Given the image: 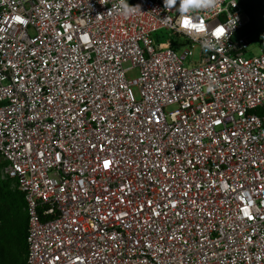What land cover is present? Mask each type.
Listing matches in <instances>:
<instances>
[{
	"label": "built area",
	"instance_id": "obj_1",
	"mask_svg": "<svg viewBox=\"0 0 264 264\" xmlns=\"http://www.w3.org/2000/svg\"><path fill=\"white\" fill-rule=\"evenodd\" d=\"M127 2L140 11L0 0V174L25 201L21 264H264V54L248 52L249 16L238 0L201 13L231 29L205 52L163 0ZM163 29L189 46L157 48Z\"/></svg>",
	"mask_w": 264,
	"mask_h": 264
},
{
	"label": "trees",
	"instance_id": "obj_2",
	"mask_svg": "<svg viewBox=\"0 0 264 264\" xmlns=\"http://www.w3.org/2000/svg\"><path fill=\"white\" fill-rule=\"evenodd\" d=\"M238 1L249 16L241 33L249 35L264 54V0ZM10 179L0 174V264H21L27 252V215L23 194Z\"/></svg>",
	"mask_w": 264,
	"mask_h": 264
},
{
	"label": "clouds",
	"instance_id": "obj_3",
	"mask_svg": "<svg viewBox=\"0 0 264 264\" xmlns=\"http://www.w3.org/2000/svg\"><path fill=\"white\" fill-rule=\"evenodd\" d=\"M222 0H163L167 9H175L178 13V27L186 35L200 40L201 49L205 52L214 51L216 44L223 39L228 40L231 29L228 32L222 27H216L212 32L208 23L202 18L201 13L218 12V6ZM140 11L137 6H130L127 0H121L119 13L125 17ZM215 41V42H214ZM208 91H212L209 86ZM244 195H247L246 193Z\"/></svg>",
	"mask_w": 264,
	"mask_h": 264
},
{
	"label": "rangeland",
	"instance_id": "obj_4",
	"mask_svg": "<svg viewBox=\"0 0 264 264\" xmlns=\"http://www.w3.org/2000/svg\"><path fill=\"white\" fill-rule=\"evenodd\" d=\"M156 36L160 42V43H158L159 45L157 44V46H156L157 48L167 46V43L165 41H168V40H169V42L171 41V42H177V43L181 44V47L182 46H185V47L189 46L188 43L184 40V38L180 34H176L170 30H165V29L160 30L156 33L155 37ZM162 42H165V43H162ZM193 51H194V60L196 61L198 59L199 45L195 44V46L193 47ZM248 52L256 54L258 52V49L252 43L248 48ZM186 62H188V61H186ZM135 72L136 71H132L131 73L134 74ZM133 91H134V94L137 96V91L135 88H133ZM0 169H1V167H0ZM13 181H14L13 179H10V182H13Z\"/></svg>",
	"mask_w": 264,
	"mask_h": 264
},
{
	"label": "snow or ice",
	"instance_id": "obj_5",
	"mask_svg": "<svg viewBox=\"0 0 264 264\" xmlns=\"http://www.w3.org/2000/svg\"><path fill=\"white\" fill-rule=\"evenodd\" d=\"M17 19H18V18H17ZM104 166H105V168L109 167V162H108V161H105V162H104Z\"/></svg>",
	"mask_w": 264,
	"mask_h": 264
}]
</instances>
